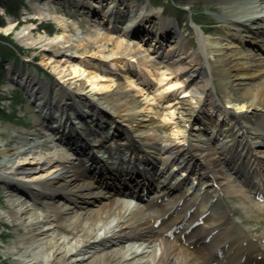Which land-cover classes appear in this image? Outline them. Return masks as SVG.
<instances>
[{"label":"bare ground","instance_id":"bare-ground-1","mask_svg":"<svg viewBox=\"0 0 264 264\" xmlns=\"http://www.w3.org/2000/svg\"><path fill=\"white\" fill-rule=\"evenodd\" d=\"M71 1L80 17L89 15L87 33L79 19H67L44 1L23 15L50 20L57 25V32L39 33V27L27 20L16 34L20 45L41 54L43 68L29 61L32 70L17 69L15 78L36 104L46 102L58 109L60 117L53 127L73 130L64 136L61 131V135L51 133L42 129V122L10 145L0 140L3 190L25 189L21 192L28 198L48 206V212L41 214L25 201L12 200L7 218L25 229L15 247L21 257L19 264H264V233L258 236L253 234L256 228L242 227L241 220L232 219L236 209L228 210L221 203L224 194L238 197L243 209H251L246 201L256 198L264 203V121L256 128L246 123L248 113L264 105V82L249 87L248 80L257 77L249 70V54L240 51L242 46H231L236 38L224 49L209 46L212 39L206 32L211 29L199 27L198 46L187 47L175 21L166 16L164 8H155L148 0L137 4L136 0H109L106 6L104 0ZM251 1L214 3L235 8L233 14L223 15L221 26L237 28L239 45L264 48V16L248 5ZM101 25L106 31L98 29ZM119 25L123 27L118 33L130 37L126 42L113 41ZM16 28L9 24V29ZM113 43L115 48L110 49ZM161 49H165L162 54ZM225 49L239 51L225 65L236 72L247 93L236 100L235 93L223 88L222 93H227L224 105L212 83L209 58ZM163 59L170 61L165 72ZM83 61L101 66L103 73L96 66L89 72L81 69ZM134 70L138 71L135 75ZM224 71V77H229L230 71ZM120 72L127 85L106 75ZM152 81L161 85L158 91L165 89L156 95L148 86ZM182 88L190 98H171L160 127L167 130L172 122L176 130L162 134L150 128L149 114L163 101L162 95ZM42 112L52 114L48 107H41ZM40 130L49 148L42 145L44 139L37 138ZM202 180L205 184L199 187ZM149 188L154 189L157 212L149 204L124 211L118 197L140 199ZM181 188H187L189 194L175 195ZM57 197H61V205H57ZM188 198L202 214H193L185 204ZM93 202L96 209H89ZM262 203L256 205L260 211H264ZM206 211L213 217L206 220ZM75 212V226L63 229L67 236L72 232V238L51 232V223L63 224ZM111 217L118 219L112 236L105 235L100 240L103 247L96 249L93 246L99 243L91 240L92 234L104 228ZM112 239L139 241L145 247L142 253L110 252ZM86 249L90 251L80 257Z\"/></svg>","mask_w":264,"mask_h":264},{"label":"rangeland","instance_id":"rangeland-1","mask_svg":"<svg viewBox=\"0 0 264 264\" xmlns=\"http://www.w3.org/2000/svg\"><path fill=\"white\" fill-rule=\"evenodd\" d=\"M4 1V0H2ZM23 5L20 10V17L19 18H14L13 15H10L8 13L7 7L0 5V17L3 22V26H0V36L2 37H8L9 40L8 42H12V45L9 43H4L3 46L5 48H8V50L12 51L11 58L9 59H14L18 62H27L32 61L34 66H40L42 67L41 63L43 62V57L41 54L32 52L31 50L29 51L26 47L20 45V43L17 41L16 34L18 31L23 28L25 24L29 21V23H33L37 27H39L38 32L39 33H47L50 35H54L57 31V25L48 20V21H41L38 17L37 18H25L23 15L26 10L31 11V7L33 5H37L38 3H45L49 2L51 10H55L57 13L64 14L67 19H79L78 23H80L81 28L83 29L84 33H87L89 31V23L88 21L90 20L89 15H85L84 17H80V13L78 11H73L71 9L72 6V1L71 0H22ZM135 1V0H134ZM144 2L146 0H136V3L139 2ZM153 7H162L166 11V16L169 17V19L175 21V24H177L176 28L179 32H181L182 37H184V45L187 47H192L193 46H198V40L196 39V27L198 28H204V29H211V31L206 32L207 36H210V39H212L209 42V46L215 45L218 49L223 48L224 46L228 45L231 40L236 38V42L233 41L234 43L231 46H242V48H239L240 51H245V54H249V60H248V66L250 72L253 73L254 76L257 75V77L248 80L249 87H257L260 83L264 82V48H261L259 46H255L253 44L249 43H241V40L239 38L240 33L234 31L237 29L236 27H233L232 30L230 27H223L221 26L223 24V15L224 14H233L235 12L234 7L230 6H220L214 3V0H148ZM250 7H253V9H257L260 13L258 15L264 16V4H261L259 0H252L251 3L248 4ZM135 6V5H134ZM132 6V7H134ZM75 10V9H74ZM180 10L184 11V13L181 15ZM241 11V10H240ZM194 19L197 20V24L194 22ZM28 20V21H27ZM12 23L17 26L16 29H9V24ZM261 24H264V20L261 21ZM147 27V25H144V27ZM102 32L106 31L105 27L101 25V27H98ZM152 29V28H150ZM148 28V31H150ZM144 31H147V29ZM38 34V33H37ZM111 34V33H110ZM114 37L113 41L115 40H122L124 42L128 41L130 37L128 38L127 36L124 37L118 31H115L114 34H112ZM242 35V34H241ZM8 46V47H7ZM115 45L114 43L111 44L110 49H114ZM166 50V46L164 47ZM164 49V50H165ZM238 49V48H237ZM163 49L160 50L161 54L164 52ZM239 51L233 52V50L225 49L223 52H214L213 57L210 56L211 60V70L213 73V78H212V83H214L215 89L217 94L220 95L222 104L224 96L226 97V94L222 93L223 88H226L227 92L232 91V93H235L236 100L238 98L243 97L247 92L245 90V86L241 85V81L237 80L235 75L236 72L232 71L230 69V66L225 65L228 58L231 56H234L238 53ZM166 54V53H165ZM215 55V56H214ZM173 56V55H172ZM86 60H92L89 58H85ZM163 63V67H165L164 72L170 67L169 60H161ZM31 63V62H30ZM95 63L92 64H85L84 61L79 64V67L83 70L88 69L87 72L93 71L91 69L96 66L98 68L99 73H103L102 67L94 65ZM65 66V65H64ZM32 67V65L29 64L26 68L29 70ZM43 68V67H42ZM90 68V69H89ZM229 70L231 74H229V77H224L226 71ZM104 70V69H103ZM49 71H52L50 68ZM138 72L137 70H134ZM119 75L116 74H110L107 73L106 75H111L115 80H117L119 83H122L123 85H127V80L125 79V76L120 72L118 73ZM172 76V75H171ZM169 76V77H171ZM8 73L5 75V78L1 80L0 83V140H3L7 142V144H11L16 137H20V134L25 131V129L31 128L32 125L35 124L37 114L35 113L33 107L27 103L26 96L24 92L17 91V92H12L11 89V84L7 80ZM54 81V80H53ZM171 81H174L171 79ZM169 81V82H171ZM152 81L148 83V86L151 87L152 91L156 95L160 94L161 91L165 89V87H162L160 91V84L157 82ZM228 84V86H227ZM185 88H182L180 91H175L172 95H168L165 93V95H162L163 101L159 105H155L157 108L155 112H152L149 114L150 118H152L151 122H148L147 125H151L150 128L153 127V129H157L160 132H166V133H172L175 128V124L172 122H168L169 127L167 130L160 129L163 121H164V114L166 113V105L170 100L173 98H184V99H189L191 95L186 97V92ZM172 98V99H171ZM225 105V104H224ZM226 107V106H225ZM147 115V114H146ZM23 119V120H22ZM264 121V105L261 106L259 109L249 112L247 115V121L246 123L253 127L256 128L260 122ZM197 123L195 122L192 124V127L195 128V125ZM124 132L123 130H121ZM162 132V134H163ZM41 136H38L39 140ZM177 141H180L178 139V136H174ZM172 136V138H174ZM48 142H45L43 145H45L47 148H49ZM2 158L0 157V160ZM191 180L188 179V181ZM207 180V179H206ZM201 184L199 187H202L205 184V180L200 181ZM16 191H5L3 190V186L0 185V264H19L21 261V257L18 255V252L16 251L15 247L17 246V243L23 239V236L25 235V229H21V227L10 223V219L7 218V211L9 212L10 210V205L12 204L13 199H18L20 201H25L26 206L30 205V209H33L35 212L39 213H44L48 212V206L46 205H41V203L35 202V200H32V197L28 198V194L21 192L25 191V189H15ZM176 194H183L187 195L188 189L187 188H181L177 189L175 192ZM149 197L151 198L149 202H144L141 203L140 201H137L136 199H131L127 198L125 196L118 197V201L120 203H123L124 205V211L129 209L131 210H136V209H143L145 204H149L153 208L154 211H158L159 207L157 206L156 198L153 199L154 197V189L149 188V193H147ZM172 195L169 200L173 197ZM61 197L56 198L57 205L59 204ZM257 200L253 199V202H247L246 201V207L250 206L251 209H243L240 207V199L238 197L233 196L232 194L230 195H223L221 203H223V206L228 208V210L231 209H236L237 212L232 215V219L242 223V227H252V231L256 228V232H253V234H257L258 236H262L264 233V211H260L256 205L261 204V200L256 198ZM49 200V199H48ZM90 201H92L90 199ZM161 203V202H160ZM156 204V205H155ZM164 204V203H163ZM185 204L190 206L192 208L193 214L198 213L202 214V209L198 206L196 207L195 201L193 199L188 198L185 200ZM264 204V203H262ZM72 207H75V205L70 204ZM83 205V204H80ZM89 205V204H88ZM88 205H85V208H87ZM97 204L92 203V206H90L89 209H94ZM233 206H236L233 208ZM88 209V211H89ZM96 209V208H95ZM78 211V210H75ZM178 211V210H177ZM177 211H175L171 216L174 217L175 214H177ZM205 219H209L210 217H213L212 212H207L205 213ZM77 213L75 212L74 214H70L65 221V223H51V232H55L56 235H62L65 237L72 238L73 234L72 232L67 236V233H64L63 229H70V227H74L76 224V218H77ZM110 222L104 226V228H101L100 230L96 231L94 234H92V239L95 240L96 243H99L96 247V249H100L103 247V243H100V240L104 238L105 235L112 236L114 227L117 225V218L111 217L109 218ZM74 220V221H72ZM66 223H68L66 225ZM71 225V226H69ZM67 226V227H66ZM79 236V235H78ZM113 244L115 245L113 248ZM110 246L109 250L110 252H113V250H120L123 251V253H130V251H135L139 250V253L143 252V249L145 246H142V242L139 241H130V240H117V239H112V241L108 244ZM90 250L86 249L85 251H82V255L80 257H84L85 253L89 252Z\"/></svg>","mask_w":264,"mask_h":264},{"label":"trees","instance_id":"trees-1","mask_svg":"<svg viewBox=\"0 0 264 264\" xmlns=\"http://www.w3.org/2000/svg\"><path fill=\"white\" fill-rule=\"evenodd\" d=\"M0 5L2 6H6L7 7V10H8V13L10 15H13L14 18H19L20 17V10H21V7L25 4H23V1L22 0H0ZM3 22L1 20V17H0V26H3ZM9 38L8 37H2L0 36V57L2 59H6V58H11V54H12V51L8 50V48H5V46H3L4 43H9L12 45V42H8ZM8 47V46H7ZM5 78V71L3 70V67H2V64L0 63V83H1V80Z\"/></svg>","mask_w":264,"mask_h":264},{"label":"water","instance_id":"water-1","mask_svg":"<svg viewBox=\"0 0 264 264\" xmlns=\"http://www.w3.org/2000/svg\"><path fill=\"white\" fill-rule=\"evenodd\" d=\"M12 71H11V74L13 75V74H15L16 73V70L14 71L13 69H11ZM9 80L10 81H12L17 87L19 86L23 91H25L26 90V87H24L25 85L24 84H22L19 80L18 81H14L13 79H12V76H10L9 75ZM25 93H26V95H28V97H30V95L27 93V91H25ZM33 103H34V105L36 104V101H34L33 100ZM41 107H48V108H50V112L52 113L51 115H46L45 116V114H43V112H42V119H43V121H44V123H46L47 125H48V128L49 129H51L52 131H54L55 133H59V135H61L60 134V131H61V133H62V135L64 136V134H66V133H70L71 134V132L73 131L71 128H61V127H53L54 125H55V123H54V121H56L57 120V118H59L60 117V115H59V111H58V109L56 108L55 109V106L52 104L51 106H50V103H43L42 104V106ZM45 109V108H44ZM40 112H41V110H40ZM81 116V115H80ZM83 119V118H82ZM54 124V125H53ZM63 129H64V131H63ZM63 131V132H62ZM75 131V130H74ZM67 138L69 139L70 138V135H67Z\"/></svg>","mask_w":264,"mask_h":264}]
</instances>
